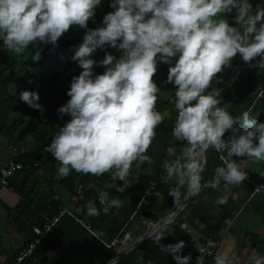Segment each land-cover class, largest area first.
I'll use <instances>...</instances> for the list:
<instances>
[{
  "label": "clouds",
  "instance_id": "9594fccd",
  "mask_svg": "<svg viewBox=\"0 0 264 264\" xmlns=\"http://www.w3.org/2000/svg\"><path fill=\"white\" fill-rule=\"evenodd\" d=\"M101 3L0 0V39L16 53L39 43L33 60L41 58L43 45H57L71 26L85 29L83 42L72 57L83 70L70 81V99L57 108L71 118L45 146L60 162L56 175L65 177L72 169L98 176L109 172L114 180L123 181L116 185L123 192L133 162H152L147 150L164 119L156 107L160 87L153 76L158 64L165 62L169 66L166 82L176 86L172 134L185 143L180 155L164 160L161 179L175 178L178 186L186 185L192 194L204 187L219 189L221 182L225 190L243 182L248 173L231 157L264 160V121L249 110L235 117L221 105L220 90H209V86L237 53L246 62L259 57L257 63L264 67V0L255 6L252 0H110L113 10L103 16L100 25L89 27ZM233 12L235 24L219 15ZM109 46L123 50L122 55L106 52L98 61L105 70L97 73L93 67L97 61L90 54ZM20 98L41 115L46 111L38 91L23 90ZM209 146L225 149L227 155L215 167L212 179L203 181L206 160L202 153ZM171 191L178 194V188ZM98 200L99 206L96 199L86 202L89 215H99L101 210L107 213L121 204L105 191L99 192ZM227 200L224 191L216 203ZM162 236L154 240L159 243ZM160 246L172 253L176 264H190L192 253L183 254V239ZM196 264H204L203 255L196 257ZM215 264L231 261L227 255H217ZM251 264H264V254L255 251Z\"/></svg>",
  "mask_w": 264,
  "mask_h": 264
},
{
  "label": "trees",
  "instance_id": "16d2710c",
  "mask_svg": "<svg viewBox=\"0 0 264 264\" xmlns=\"http://www.w3.org/2000/svg\"><path fill=\"white\" fill-rule=\"evenodd\" d=\"M257 2L258 0H252L254 6ZM112 10L110 0H102L96 8L95 18L89 19L88 26L94 28L100 25L103 16ZM219 15L229 19L230 23H236L232 19L234 12ZM84 33V28L71 26L61 35L57 45H43L39 60L32 59L36 49L41 46L39 43L36 47L29 45L22 53H16L6 49L0 39V141L5 139L13 146L16 152L14 156L23 165L11 178L8 187L20 195L22 205L18 207L15 219L17 227L28 234L25 246L36 237L33 228L41 227V212H47L51 219L56 218L60 210L69 203L77 186L80 184L84 188V197L74 204L69 212L58 218L37 245L35 255L39 264L48 262V252L55 255L56 261L53 264H107L122 244L151 230L155 221L170 213L187 190L186 185L178 186L175 178L167 182L161 179L165 175L162 167L164 160H172L180 155L185 143L177 141L172 134L176 117V86L166 82L169 66L165 62L158 64V71L153 76L160 87L156 107L161 113L167 111V114L163 115L164 119L156 127V136L147 150L153 158L152 162H133L132 174L123 192L118 191L116 187L117 183L123 181L114 180L109 172L98 176L72 169L65 177L56 175L60 162L45 146L51 142L59 127L71 118L69 114L58 113L57 108L70 99L67 95L70 81L73 75H78L83 70L78 60L72 57L83 42ZM122 51L110 46L95 49L90 54V58L97 61L93 65L95 72L102 73L105 70L106 66L100 65L98 61L105 57L106 52L119 57ZM258 60L259 57L246 62L237 53L231 63L216 74L209 86V90L213 87L223 88L220 93L223 98L221 105L237 118L243 111L249 110L250 115L264 121V67L243 68L237 73L235 80L224 87L234 69L256 64ZM23 90L39 92L40 102L46 107L43 115L20 98ZM51 99H54L52 103L49 102ZM239 122L237 120V123ZM225 136H228L227 132ZM204 154L206 165L202 176L203 181H207L212 179L215 167L224 162L222 157L227 155V151L209 146ZM231 159L248 164L255 160L247 156H233ZM244 171L248 175L243 182L231 185L227 190L221 182L219 189L204 187L198 194L203 195L226 214L231 213L233 209L237 212V217H241L246 209H251L255 215L264 214V160L261 172H254L250 168ZM151 182H155V188L150 195H146ZM255 185L259 186L257 191ZM172 188H178V194L173 193ZM100 191L107 192L109 198H118L121 204L113 206L107 213L101 210L99 215H89L86 202L96 199L99 206ZM224 191L228 192L227 203H216V198ZM238 192L246 196L244 206L243 200L232 198V195ZM191 201L170 223L123 255L116 264H147L148 260H152L153 264H176L172 253L163 250L160 244L174 243L181 239L185 241L183 254L191 252L190 264H196L198 254L190 246L194 237L191 231L195 227L191 225L187 230L182 213L191 206ZM79 220L98 232L100 239L92 238ZM161 234L163 236L157 243L154 237ZM244 238L249 240L254 249L264 254V238L253 233L247 226L244 228ZM205 241L202 237L199 238V243ZM140 257H143V260ZM210 260L211 258H207L204 264Z\"/></svg>",
  "mask_w": 264,
  "mask_h": 264
},
{
  "label": "crops",
  "instance_id": "0c3cea01",
  "mask_svg": "<svg viewBox=\"0 0 264 264\" xmlns=\"http://www.w3.org/2000/svg\"><path fill=\"white\" fill-rule=\"evenodd\" d=\"M14 155L16 152L13 146L2 139L0 141V163ZM245 197L242 192L232 195L233 200H243L242 206L246 202ZM21 205L20 195L16 190L0 185V264H9L14 254L25 247L28 234L17 227L15 219L19 211L18 207ZM256 215L252 214L250 210L247 217L243 218L242 224V219L240 222L237 221V218H240L237 217V212H234V209L231 213H223L200 194H195L192 197L191 206L183 213L187 230L191 225L195 227L191 231L194 237L190 243L194 251H197L200 237L204 240H219L214 256L206 264H215L217 255L229 256L231 264H251V256L257 250L252 247L247 238H244V228L250 225ZM261 216L260 226H254V230L251 229L258 236L264 235V214ZM236 223L239 225L234 227ZM47 255L48 262L44 264L55 263V255L52 252H48Z\"/></svg>",
  "mask_w": 264,
  "mask_h": 264
},
{
  "label": "built area",
  "instance_id": "2783aa9c",
  "mask_svg": "<svg viewBox=\"0 0 264 264\" xmlns=\"http://www.w3.org/2000/svg\"><path fill=\"white\" fill-rule=\"evenodd\" d=\"M23 168V165L17 161L15 156L10 157L8 160H6L3 163H0V185L3 187L8 186L9 181L11 178L16 174L17 171L21 170ZM258 185H255V191L258 190ZM155 188V182H151L148 189L146 190V195H150V192ZM83 186L78 185L75 193L72 195L69 203L64 206L61 210L59 215L51 219L47 212H41L40 213V219H41V227H34L33 231L36 235V237L30 241L25 247L18 250L14 256L12 261L9 264H39L37 257L35 255V250L37 245L40 243L42 238L46 233L49 232V230L55 225L58 218L61 217L64 213L69 212L74 204H76L79 200H81L84 197L83 193ZM79 223L87 230L88 234L94 238V239H100L98 232H96L94 229L90 227V225L86 224L84 221L79 220ZM182 227L184 228L185 225L183 224ZM219 240L212 241V240H206L204 243H200L197 248V254L204 256V261L207 258H211L214 256L216 249L218 248ZM202 250V253L200 250Z\"/></svg>",
  "mask_w": 264,
  "mask_h": 264
},
{
  "label": "water",
  "instance_id": "95a60500",
  "mask_svg": "<svg viewBox=\"0 0 264 264\" xmlns=\"http://www.w3.org/2000/svg\"><path fill=\"white\" fill-rule=\"evenodd\" d=\"M255 66H259L258 63L256 64H250V65H244V66H240L239 68H236V74L243 68H252ZM233 71L230 74L229 79L225 82L224 87L229 86L236 78V76H234V78L232 79V74ZM231 82V83H230ZM220 93L223 90V88H219ZM206 150V149H205ZM205 150L203 152H205ZM205 159V156H203ZM191 192H189L188 190H186V193L184 195V197L175 205L174 209L168 213L167 215L159 218L157 221H155L152 225L151 230L142 233L141 235H139L138 237L129 240L127 242H125L124 244H122L115 256L107 263V264H116L118 262V260L125 254H127L128 252L132 251L134 248H136L139 244H141L143 241L149 239L150 237H152L161 227H163L164 225L167 224L166 221H172L176 215L186 206V204L190 201L191 198Z\"/></svg>",
  "mask_w": 264,
  "mask_h": 264
},
{
  "label": "rangeland",
  "instance_id": "374dc122",
  "mask_svg": "<svg viewBox=\"0 0 264 264\" xmlns=\"http://www.w3.org/2000/svg\"><path fill=\"white\" fill-rule=\"evenodd\" d=\"M54 101V99H51L49 102H53ZM165 114H167V111H163L162 112V115H165ZM5 140V139H4ZM262 162H263V160H258V159H255L251 164H248L247 162H244V161H240V162H238L239 163V166H240V168L242 169V170H244V169H246V168H250L251 170H253L254 172H261V165H262ZM190 200H192V198L190 199ZM250 210L251 209H246L245 211H244V213L241 215V217H239L240 219H238L237 218V221H239L240 222V220L242 219V224H243V218H246L247 217V215H248V213L250 212ZM185 211H183L182 213H184ZM261 219H262V216H261V214H258V215H256L255 217H254V219L250 222V225L248 226V228L251 230H254V226L256 227V226H260V221H261ZM239 224H237L236 223V225H234V227L235 226H238ZM233 227V228H234ZM141 235V234H140ZM139 236V235H138ZM138 236H136V237H138ZM136 237H134V238H136ZM261 238H264V235H261L260 236ZM134 238H132V239H134ZM131 239V240H132Z\"/></svg>",
  "mask_w": 264,
  "mask_h": 264
},
{
  "label": "bare ground",
  "instance_id": "6f19581e",
  "mask_svg": "<svg viewBox=\"0 0 264 264\" xmlns=\"http://www.w3.org/2000/svg\"><path fill=\"white\" fill-rule=\"evenodd\" d=\"M236 75H237V74H236V69H234V72H233V75H232V79H233L234 76H236ZM230 83H231V82H230ZM204 153H205V152L202 153L203 156H205ZM191 195H192V196H191V198H192L195 194H192V193H191ZM191 198H190V199H191Z\"/></svg>",
  "mask_w": 264,
  "mask_h": 264
}]
</instances>
